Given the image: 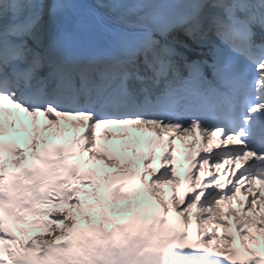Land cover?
<instances>
[{
	"label": "snow or ice",
	"instance_id": "obj_1",
	"mask_svg": "<svg viewBox=\"0 0 264 264\" xmlns=\"http://www.w3.org/2000/svg\"><path fill=\"white\" fill-rule=\"evenodd\" d=\"M5 102L31 118L29 156L5 142ZM61 120L89 134L66 136ZM107 125L155 140L117 149L97 136ZM173 139L218 178L178 198V169L163 168ZM164 143L163 170L138 171L135 157ZM6 153L20 172L5 175ZM191 209L203 247L183 242ZM39 228L55 239L29 235ZM0 264H264V0H0Z\"/></svg>",
	"mask_w": 264,
	"mask_h": 264
},
{
	"label": "bare ground",
	"instance_id": "obj_2",
	"mask_svg": "<svg viewBox=\"0 0 264 264\" xmlns=\"http://www.w3.org/2000/svg\"><path fill=\"white\" fill-rule=\"evenodd\" d=\"M39 121V125L41 126V127H45L46 125H43L42 124V120H38ZM71 122L70 121H67V122H65L64 120H61V128H63V129H68L69 127H71ZM77 130H78V132L79 133H84L83 135H88L89 134V131L88 130H86L85 128H77ZM115 131L116 132H121V130L120 129H115ZM188 139V141L190 142V140H191V138L189 137V138H187ZM81 143H84V141H81ZM199 144V143H198ZM179 150L180 151H184V152H188V154H190L191 155V158H195V159H199V156L200 155H204L205 153H202V152H198V150H197V148H193V149H191V150H189V149H187V148H184V147H182V146H179ZM219 150V148H214L212 151H218ZM210 154V153H209ZM242 191H244V190H242ZM257 193V198H259V196L261 195L260 194V192H256ZM250 197H247V196H244V195H241L240 196V200L242 199V201H245V200H248ZM240 207H241V205H239ZM224 210V209H223ZM250 215V214H249ZM195 220V219H194ZM56 235V234H55ZM218 235H221V234H218ZM234 245H235V243H234ZM221 247H223V245H221Z\"/></svg>",
	"mask_w": 264,
	"mask_h": 264
}]
</instances>
